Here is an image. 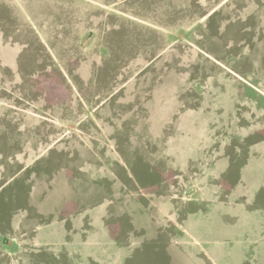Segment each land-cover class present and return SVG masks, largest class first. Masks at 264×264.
Instances as JSON below:
<instances>
[{
	"label": "rangeland",
	"instance_id": "1",
	"mask_svg": "<svg viewBox=\"0 0 264 264\" xmlns=\"http://www.w3.org/2000/svg\"><path fill=\"white\" fill-rule=\"evenodd\" d=\"M0 264H264V0H0Z\"/></svg>",
	"mask_w": 264,
	"mask_h": 264
}]
</instances>
